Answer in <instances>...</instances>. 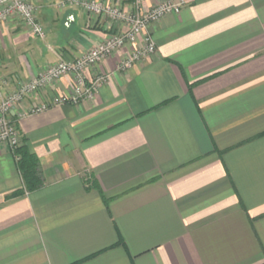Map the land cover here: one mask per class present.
Instances as JSON below:
<instances>
[{"label": "crops", "instance_id": "1", "mask_svg": "<svg viewBox=\"0 0 264 264\" xmlns=\"http://www.w3.org/2000/svg\"><path fill=\"white\" fill-rule=\"evenodd\" d=\"M93 1L182 6L148 25L143 61L122 68L126 47L86 71L108 75L92 99L15 112L46 184L9 197L23 179L0 145V264H264V0H40L45 39L0 25L10 90L128 29Z\"/></svg>", "mask_w": 264, "mask_h": 264}, {"label": "built area", "instance_id": "2", "mask_svg": "<svg viewBox=\"0 0 264 264\" xmlns=\"http://www.w3.org/2000/svg\"><path fill=\"white\" fill-rule=\"evenodd\" d=\"M39 1L0 0V25L13 18H18L32 35L45 39L47 32L39 18ZM137 1V4L141 3V0ZM181 6L182 3L168 1L142 14L138 11L124 10L111 4L103 5L95 1L86 3L85 7L88 12L104 15L113 22L127 25L128 29L110 34L104 42L79 57L69 60L61 58L46 71L40 73L38 77L20 83L11 92L5 90L14 80L4 76L0 69V145H5L18 161L20 156L15 151L21 145L22 137L10 118V114L17 105L38 91H46L49 85L66 75H73L74 77L72 92L53 98L43 97L35 106L29 107L22 115L20 113L19 117L39 114L60 105H77L84 100L92 99L107 80L108 75H99L89 79L86 71L126 47L129 48V57L121 64L122 68H128L136 62L143 61L156 50L155 42L146 30L148 25L158 21L168 13H179Z\"/></svg>", "mask_w": 264, "mask_h": 264}, {"label": "trees", "instance_id": "3", "mask_svg": "<svg viewBox=\"0 0 264 264\" xmlns=\"http://www.w3.org/2000/svg\"><path fill=\"white\" fill-rule=\"evenodd\" d=\"M15 153L20 156L17 161L18 168L23 179V186L11 193L9 197L20 196L25 193L37 191L45 186L46 179L43 173L40 159L29 151L24 139Z\"/></svg>", "mask_w": 264, "mask_h": 264}, {"label": "rangeland", "instance_id": "4", "mask_svg": "<svg viewBox=\"0 0 264 264\" xmlns=\"http://www.w3.org/2000/svg\"><path fill=\"white\" fill-rule=\"evenodd\" d=\"M63 59V58H62ZM60 60V59H59ZM58 60V61H59ZM69 60V59H68ZM58 61H56V62H54V63H52V64H50L49 66H47V68L45 69V70H43V71H41L40 73H42V72H44V71H46L49 67H51L52 65H54L55 63H57ZM1 69V68H0ZM2 71V70H1ZM39 73V74H40ZM39 74L36 76V77H38L39 76ZM35 77V78H36ZM10 79H12V78H10ZM34 78H21V80L19 81L18 79H17V81H15V83H16V86H18L20 83L22 84V83H25V82H27V81H30V80H33ZM52 85V84H51ZM51 85H49V87L48 88H50L51 87ZM47 88V89H48ZM9 86H8V88L5 90L6 92H11V91H13L14 89H9ZM47 89H46V91H47ZM46 91H38L36 94H34V95H31V96H28V97H26V99H25V101L24 102H22L20 105H17V107H16V109L15 110H13V112L10 114V118H11V121H12V124L16 127V129H17V131L19 132V135L22 137V135H21V133H20V130H19V120L16 118V115H15V112H19V110L21 109L20 107L21 106H23L24 105V103L25 102H27V101H29V98H33V97H37V98H40L38 101H36V102H32V101H30V102H32L31 103V105L29 106V107H31V106H35L39 101H41V99H43V94L44 93H46ZM22 140H23V137H22Z\"/></svg>", "mask_w": 264, "mask_h": 264}]
</instances>
